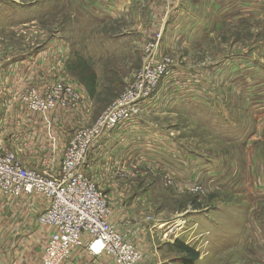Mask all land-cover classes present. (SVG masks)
<instances>
[{"label": "rangeland", "instance_id": "1", "mask_svg": "<svg viewBox=\"0 0 264 264\" xmlns=\"http://www.w3.org/2000/svg\"><path fill=\"white\" fill-rule=\"evenodd\" d=\"M89 4L0 0V52L27 53L52 42L66 45L64 77L75 78L72 84L83 102L91 99L96 119L126 91L145 52L171 60L153 93L165 90L158 99L162 103L171 86L211 90L208 98L195 94L199 98L190 102L197 110L189 111L193 116L187 139L203 155L198 169L182 183L151 168L133 173L120 209L131 215L125 228L135 230L129 234L134 237L126 238L143 257L148 254L146 262L153 255V263L179 264L181 254L171 245L180 239L199 252L195 264H264V1L254 0L256 12L263 14L252 22H225L205 39L171 21L180 14H212V0H134L122 16L98 26L90 19ZM150 8L156 11L155 20L144 15ZM246 54L254 55L257 66L252 71L243 60ZM195 185L201 190L195 191ZM97 188L110 204L109 195ZM114 213L120 216L111 211L110 219ZM177 219L184 226L174 233Z\"/></svg>", "mask_w": 264, "mask_h": 264}, {"label": "crops", "instance_id": "2", "mask_svg": "<svg viewBox=\"0 0 264 264\" xmlns=\"http://www.w3.org/2000/svg\"><path fill=\"white\" fill-rule=\"evenodd\" d=\"M132 1L134 0H90V19L96 26L103 25L107 18L122 16L123 10L131 6ZM212 1V14L201 12L196 17L191 13L180 14L173 16L172 25L182 26L183 30L187 28L190 34L199 31L198 34L205 39L225 22H237L239 19L252 22L255 15L263 14L256 12L254 0ZM148 13L154 20L157 18L155 9H146L144 15ZM1 18L8 20L4 15ZM160 18L163 20L164 15ZM210 27L213 28L212 31ZM182 40L186 44L185 39ZM68 57L66 45L60 42L47 43L41 49L27 53L10 49L0 52L1 151L13 153L24 167L50 175L59 173L63 150L76 129L87 126L96 119L97 116L92 114L91 99L88 97L85 103L82 98L81 104L76 108H55L38 113L28 111L19 101V96L32 88L44 89L57 80L74 83L72 81L75 78L64 77ZM243 57L246 67L254 70L257 66L254 55L246 54ZM175 87H169L166 92L167 100L163 103L158 100L165 91L163 89L159 94L157 91L150 99L139 103L140 115L134 123L104 132L87 151L83 171L109 195L111 211L118 210L120 215L115 218L117 213H114L109 220L129 239L134 237L129 234L135 233V230L130 232L125 228L131 215L121 213L120 209L126 201V187L130 184L133 173L151 168V171L162 173L165 179H178L182 183L185 175L195 172L203 159V155L196 153L188 144L189 111L197 110L196 104L190 102L199 98L194 97L195 94L208 98L205 96L210 95L211 90L196 87L179 90V87ZM179 115L181 121H175V117ZM116 199L120 200L119 203ZM131 201L133 205L138 204L133 199ZM47 206L48 200L36 194L4 196L0 191V258L5 264H33L40 260L52 228L39 225L37 217ZM83 240H86L85 236ZM147 256L146 253L142 264H158L151 262V258L155 259L153 255L146 262ZM61 264L114 263L105 254L92 256L85 247L78 246L71 249Z\"/></svg>", "mask_w": 264, "mask_h": 264}, {"label": "built area", "instance_id": "3", "mask_svg": "<svg viewBox=\"0 0 264 264\" xmlns=\"http://www.w3.org/2000/svg\"><path fill=\"white\" fill-rule=\"evenodd\" d=\"M170 63L169 59L159 60L145 52L144 63L131 77L126 91L94 123L76 129L70 137L57 175L24 167L13 153H4L0 148L1 193L36 194L48 200L37 221L52 228V232L40 260L33 264H61L78 246L85 247L92 256L105 254L114 264H142V252L110 222L107 195L83 170L89 146L103 132L135 122L139 111L136 106L152 97ZM20 101L28 111L45 113L55 108H76L82 96L72 83L55 81L43 91L32 88L23 92ZM193 189L201 190V186L195 185ZM173 223L177 224L174 233L184 226V221L178 219Z\"/></svg>", "mask_w": 264, "mask_h": 264}, {"label": "trees", "instance_id": "4", "mask_svg": "<svg viewBox=\"0 0 264 264\" xmlns=\"http://www.w3.org/2000/svg\"><path fill=\"white\" fill-rule=\"evenodd\" d=\"M171 248L181 254V261L179 264H195L198 260L199 252L194 246L187 244L180 239L175 240L172 243Z\"/></svg>", "mask_w": 264, "mask_h": 264}, {"label": "water", "instance_id": "5", "mask_svg": "<svg viewBox=\"0 0 264 264\" xmlns=\"http://www.w3.org/2000/svg\"><path fill=\"white\" fill-rule=\"evenodd\" d=\"M0 264H5L3 261H2V259L0 258Z\"/></svg>", "mask_w": 264, "mask_h": 264}, {"label": "bare ground", "instance_id": "6", "mask_svg": "<svg viewBox=\"0 0 264 264\" xmlns=\"http://www.w3.org/2000/svg\"><path fill=\"white\" fill-rule=\"evenodd\" d=\"M136 108L140 111V106H136Z\"/></svg>", "mask_w": 264, "mask_h": 264}]
</instances>
